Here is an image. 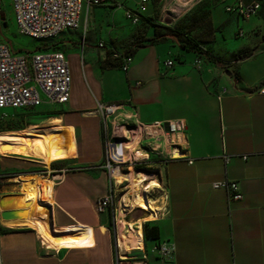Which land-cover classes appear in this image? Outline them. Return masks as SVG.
I'll list each match as a JSON object with an SVG mask.
<instances>
[{
	"label": "crops",
	"instance_id": "crops-1",
	"mask_svg": "<svg viewBox=\"0 0 264 264\" xmlns=\"http://www.w3.org/2000/svg\"><path fill=\"white\" fill-rule=\"evenodd\" d=\"M236 1H204L211 5L210 37L202 45L213 60L180 48L170 37L139 46L125 71L104 67L109 51L124 52L138 36L153 35L146 20L130 24L121 8L138 15L133 8L141 5L145 12L139 14L150 18L152 0L83 5L77 27L51 38L68 60L69 101L57 109L44 103L40 110L4 112V119L32 114L20 118L23 126L0 133L28 136L31 128L60 129L65 152L49 161L30 147L0 152V213L14 214L0 217L2 264H113L112 214L95 209L108 190L107 174L99 167L105 127L110 136L116 124L159 120L185 126L183 156L170 159L158 178L152 176L166 198L151 197L160 213L150 218L158 227L157 242L173 251L159 258L149 252L156 241L144 238V250L128 253L146 252L147 264H264V0L248 18L226 11ZM98 103L124 107L104 117L94 112ZM159 145L165 148L163 141ZM220 180L235 181L242 198L214 189L212 183ZM31 190L35 200L28 198ZM138 221L144 233L141 219L129 222ZM78 229L88 234L83 245L62 247L53 240L54 234Z\"/></svg>",
	"mask_w": 264,
	"mask_h": 264
},
{
	"label": "built area",
	"instance_id": "built-area-1",
	"mask_svg": "<svg viewBox=\"0 0 264 264\" xmlns=\"http://www.w3.org/2000/svg\"><path fill=\"white\" fill-rule=\"evenodd\" d=\"M109 0H13L15 23L20 34L37 40L51 39L64 30L77 27L83 5L87 7L107 4ZM143 3L146 0H141ZM260 0L245 3L237 0L226 6L227 12L236 13L248 18L260 8ZM125 15L132 24L139 22V16L130 10ZM241 29L239 33H241ZM99 46H103L100 42ZM132 57L125 56L121 65L123 71L128 69ZM199 59H195L198 66ZM170 67L172 59L165 62ZM71 92V74L68 60L61 49H39L34 52L17 54L4 41L0 42V122L5 115L2 109H31L44 103L63 104L69 101ZM260 92L264 93V89ZM124 107L123 103H98L95 113L104 117L116 114ZM185 126L180 120L154 121L143 123L136 121L132 126L116 124L111 135L105 127L104 161L99 166L108 177L107 192L98 197L95 203L97 213L110 211L115 238L113 264H147L148 255H130L128 251L144 250V233L140 238L141 247L124 245L121 241L137 229L136 222L127 221L137 203V196L166 198L162 184L156 180L149 187L143 180L139 185L135 182L143 171L150 172L154 177L160 176V169L170 159L183 156L182 135ZM147 140V143L144 141ZM149 140V141H148ZM165 143V148L159 142ZM245 159V156L243 157ZM135 187L134 189H132ZM214 189H223L230 199L240 200L242 193L235 181L220 180L212 183ZM133 200L135 204L130 203ZM143 210V209H142ZM145 211V210H143ZM147 212V211H145ZM148 213V212H147ZM158 213L160 211L158 210ZM142 226V225H141ZM118 230L123 236L118 238ZM0 225V241H1ZM173 247L165 242H153L150 253L159 258L168 257ZM0 264L2 255L0 248Z\"/></svg>",
	"mask_w": 264,
	"mask_h": 264
},
{
	"label": "rangeland",
	"instance_id": "rangeland-1",
	"mask_svg": "<svg viewBox=\"0 0 264 264\" xmlns=\"http://www.w3.org/2000/svg\"><path fill=\"white\" fill-rule=\"evenodd\" d=\"M204 1L205 0H152V2L154 3V13L149 16V19L153 23L163 25L171 31L181 32V36L186 38L184 39V41H187L189 39L188 47L190 48L192 47V45L190 44L191 39H193L197 44L202 45L204 41L209 39L210 37L211 5ZM12 2L13 0H0V14H2V16L4 17V21H1L0 19V42L4 41L5 43H7L17 54L25 53L27 51L34 52L42 44V41L19 33L14 19ZM121 8L123 10V13H125V9L123 7ZM133 10L138 13L145 12L141 5H136ZM127 21H129V23L131 24L129 19H127ZM4 23L5 25H3ZM175 41L176 44L181 48L182 42H179L176 39ZM64 104L65 103L51 105H53L52 108L57 109ZM43 105L34 107L31 110H40L44 107ZM2 112H14V108L6 107L2 109ZM31 114L32 113L28 111L23 112L20 118L24 120L27 115ZM37 115L38 114H34V116H32L35 118H33L32 121H37L36 118L39 117ZM9 117L10 118L7 117L0 122V131L23 126L21 124L20 118H16L14 117V115ZM144 143H147V140H145ZM149 173L150 172L143 171L139 174V177L141 178V175ZM150 176L152 177L151 173ZM134 188L135 187H133L132 189ZM149 198L151 199V197ZM142 209L143 208L137 207V205H135L132 211V216H129L130 219L127 218V221L141 219L142 223L144 224L147 222L153 224L154 220L150 218L152 216H149L145 211H143L144 209ZM146 217H149L150 219L144 220L143 218Z\"/></svg>",
	"mask_w": 264,
	"mask_h": 264
},
{
	"label": "bare ground",
	"instance_id": "bare-ground-1",
	"mask_svg": "<svg viewBox=\"0 0 264 264\" xmlns=\"http://www.w3.org/2000/svg\"><path fill=\"white\" fill-rule=\"evenodd\" d=\"M59 132L60 129H50L49 131L44 132L41 130H36L35 128H31L28 131V136H22V134H15L10 132L2 133L0 134V152H24L28 147H30L33 148L34 151L38 154L44 156L46 161L56 159L60 155H63L65 152V149L62 145L61 134ZM29 136H34L33 140H31ZM143 180L148 181L149 187L151 185L157 184L156 181L150 176V173L141 175V178L138 179V181H136L135 183L139 185ZM26 193H28V198L30 200H35V192L33 190H31L30 192L26 191ZM151 199L146 195L144 197L137 196L136 198L139 207L147 211L149 216L151 215L154 217V219H157L159 207L157 208L155 206L156 200L153 199L152 201ZM139 221L136 222L137 229L132 228L133 231L127 237L130 246H142L140 242V238L142 235V226ZM128 224L130 227H133L131 223ZM52 237L53 240L62 247L83 245L88 241V234L87 232L83 231V229L64 231L62 233L54 234L52 235ZM124 241H126V238L124 239Z\"/></svg>",
	"mask_w": 264,
	"mask_h": 264
},
{
	"label": "trees",
	"instance_id": "trees-1",
	"mask_svg": "<svg viewBox=\"0 0 264 264\" xmlns=\"http://www.w3.org/2000/svg\"><path fill=\"white\" fill-rule=\"evenodd\" d=\"M139 20H146L149 23L150 26L153 27V35L149 36V37H145V36H138L126 49L124 52L118 53V52H114V51H109L107 53L106 59L103 62V66H109V67H116L121 69V65L123 62V58L125 56H131L133 55V53L135 52V50L143 45L144 43H155L158 41H162L165 40L167 38L173 37L174 39H176L179 42H182L181 47L187 49V50H192L194 51L197 55H204L206 56L207 59L209 60H213V57L211 56V54L209 53L208 47H205L204 45H200L197 44L193 39H191L190 44L192 45V47H188V43H189V39L186 41H184V37L181 36V32L179 31H171L169 29H167L165 26L163 25H159L156 23H153L152 21L150 22L149 18L144 17L143 15L139 14ZM149 19V20H148ZM42 44L38 47L39 49H46V48H51V49H59V47L57 46V44L53 43L51 41V39H46V40H41ZM250 54V52H243L241 53L238 57L242 58L245 56H248ZM159 237V232H158V227L155 224L152 223H145L144 224V238L146 240H153V241H157Z\"/></svg>",
	"mask_w": 264,
	"mask_h": 264
},
{
	"label": "water",
	"instance_id": "water-1",
	"mask_svg": "<svg viewBox=\"0 0 264 264\" xmlns=\"http://www.w3.org/2000/svg\"><path fill=\"white\" fill-rule=\"evenodd\" d=\"M1 19L4 20V17L2 16ZM3 25H5V23H4ZM0 217H1L2 219H11V218L14 217V214H13V212H12L11 210H5V209H4V210L0 213Z\"/></svg>",
	"mask_w": 264,
	"mask_h": 264
}]
</instances>
